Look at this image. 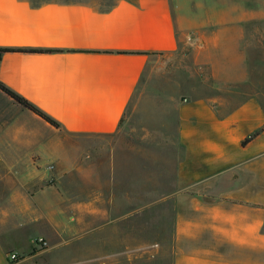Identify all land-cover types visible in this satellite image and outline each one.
Masks as SVG:
<instances>
[{
    "label": "crops",
    "instance_id": "obj_1",
    "mask_svg": "<svg viewBox=\"0 0 264 264\" xmlns=\"http://www.w3.org/2000/svg\"><path fill=\"white\" fill-rule=\"evenodd\" d=\"M226 3L193 17L179 0H0V48L46 51L3 54L0 83L59 124L0 91L1 222L59 240L128 222L84 192L95 181L67 147L116 133L146 75L188 49L200 73L176 108L170 264H264V0ZM110 239L88 261L130 264L129 240Z\"/></svg>",
    "mask_w": 264,
    "mask_h": 264
},
{
    "label": "rangeland",
    "instance_id": "obj_2",
    "mask_svg": "<svg viewBox=\"0 0 264 264\" xmlns=\"http://www.w3.org/2000/svg\"><path fill=\"white\" fill-rule=\"evenodd\" d=\"M28 1L38 4L52 0ZM179 3L184 16L193 17L227 5L226 0H215V3L212 0H195L194 3L193 0H179ZM162 66V70L155 68L141 82L116 133L80 137L74 141V146L67 147L69 153L82 157L87 177L95 181L93 187L85 185L84 192L91 196L100 194L99 203L105 217L128 222L116 223L113 230L104 225L105 229L99 227V231L83 240L75 239L72 232L63 236L62 241L43 222L25 226L20 223L22 219L5 224L0 220L3 264H92L88 258L98 257L99 252L106 255L111 250L110 237L117 242L129 240L130 264H170L171 202L168 195L172 189L173 158L176 157V108L186 91L198 85L193 76L196 71L200 72L188 49ZM50 165L52 163H47L46 167ZM119 191L125 192L124 197ZM126 192H129L128 197ZM112 193L116 196L114 208L108 210L106 202ZM101 218L98 219L100 226L104 224ZM91 247H97L99 252L89 253ZM143 247L145 251L141 250Z\"/></svg>",
    "mask_w": 264,
    "mask_h": 264
},
{
    "label": "trees",
    "instance_id": "obj_3",
    "mask_svg": "<svg viewBox=\"0 0 264 264\" xmlns=\"http://www.w3.org/2000/svg\"><path fill=\"white\" fill-rule=\"evenodd\" d=\"M31 3V2H30ZM32 5H37L33 4ZM39 4V3H38ZM10 52H23V53H35V52H46L44 50H35V49H22V48H0V59L3 54L10 53ZM0 91L7 96L10 100H12L16 105L21 107L22 109H25L31 113H33L35 116L49 124L50 126L58 129L59 124L53 120L50 116L42 112L40 109L32 105L30 102H28L26 99L22 98L6 86L0 83Z\"/></svg>",
    "mask_w": 264,
    "mask_h": 264
},
{
    "label": "built area",
    "instance_id": "obj_4",
    "mask_svg": "<svg viewBox=\"0 0 264 264\" xmlns=\"http://www.w3.org/2000/svg\"><path fill=\"white\" fill-rule=\"evenodd\" d=\"M52 167H53L52 165L48 166L49 169H52ZM14 257H15V256H12V258H14Z\"/></svg>",
    "mask_w": 264,
    "mask_h": 264
}]
</instances>
